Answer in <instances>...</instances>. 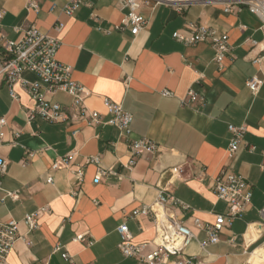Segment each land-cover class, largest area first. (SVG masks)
<instances>
[{"label": "crops", "instance_id": "1", "mask_svg": "<svg viewBox=\"0 0 264 264\" xmlns=\"http://www.w3.org/2000/svg\"><path fill=\"white\" fill-rule=\"evenodd\" d=\"M36 1L38 11L28 8V0H0V43L20 39L30 27L60 41L57 60L72 69V79L86 92L85 105L105 115L107 100L122 104L134 117L132 138L151 140L160 151L128 168V144L116 128L47 122L38 115L29 121L36 101L28 90L40 79L25 72L13 99L0 77V119L7 121L0 128V157L8 162L0 186V221H17L19 235L31 243L19 239L9 264H71L63 253L75 264H142L120 253L118 228L126 224L135 243L152 241L153 222L133 213L154 203L160 189L192 209L184 220L197 238L185 251L193 264H252L250 254L264 247V234L251 244L244 240L264 209V67L251 63L259 50L246 40L262 41L259 19L247 9L225 14L222 5L206 0L182 14L172 5L155 6L154 0H147L149 5L141 10L146 27L132 36L127 28L117 29L125 19L119 0H82L85 5L72 15L64 12L68 0ZM195 24L214 29L217 37H229L231 50L223 72L208 43L187 47L173 38L175 32L189 35ZM253 77L263 81L257 95L246 86ZM163 90L174 97H163ZM189 90L204 95L205 104L182 106ZM39 91L51 104L71 109L69 94L50 93L43 84ZM230 125L247 129L233 157L228 154ZM75 130L79 132L74 136ZM69 156V168L52 170L53 163ZM95 156L101 157L100 164H88ZM100 167L112 169L121 179L97 180ZM223 170L242 175L253 197L247 211L223 228L220 242L204 251L198 241L206 234L188 219L213 223L216 216L229 213L230 205L213 192ZM77 171L84 173L82 182L75 178ZM15 192L16 200L10 196ZM44 208L49 212L28 232L25 217ZM81 235L91 245L76 242ZM56 246L61 252L54 253Z\"/></svg>", "mask_w": 264, "mask_h": 264}, {"label": "built area", "instance_id": "2", "mask_svg": "<svg viewBox=\"0 0 264 264\" xmlns=\"http://www.w3.org/2000/svg\"><path fill=\"white\" fill-rule=\"evenodd\" d=\"M96 1V0H92ZM155 6L159 4L172 5L179 14L197 3L204 0H154ZM212 4L223 6L225 14L239 15L244 9L249 10L256 16L261 23L263 33L262 41L247 39L246 42L259 52L251 60V63L257 67H264V0H206ZM85 3L82 0H68L64 7L67 15H72L78 11ZM92 3L88 6L92 7ZM149 5L147 0H119L118 8L125 12V19L117 29L127 28L132 36H137L146 27L147 20L141 13L143 6ZM28 8L34 11L39 10L36 0H28ZM173 38L187 47L208 43L214 51V62L219 72L226 69V60L230 52L229 37L227 35L217 37L216 31L201 24L192 26V32L184 35L175 32ZM61 48L60 41L40 33L35 27H30L22 34L21 38L15 41L2 40L0 43V77L6 81L10 88V94L13 99L17 98L14 87L21 82L22 75L25 72L35 74L40 83L30 85L29 94L36 101V108L28 112L29 121L40 116L47 122H66L77 121L91 127L107 125L116 128L128 144V168H133L138 159H150L160 151L158 145L148 139H133L132 123L134 117L127 112L123 105L110 100L106 101V114L103 115L97 111L90 110L85 105L86 92L72 79V69L57 60V54ZM203 78V76H202ZM41 84L45 85L50 93L62 91L72 97L71 109L67 110L59 104H51L39 91ZM263 81L257 77L249 79L246 86L253 95H257L262 87ZM163 97H174L173 92L163 90ZM204 95L189 90L185 98L181 99L182 106L204 105ZM108 116V120H104ZM7 126L6 119H0V128L3 130ZM232 139L229 145L228 154L230 157L239 150L244 143V137L247 129L245 126H229ZM75 130L73 135L78 134ZM16 137L18 134L15 135ZM4 132H1V138ZM17 146V142H12ZM253 150V148H252ZM101 157H90L88 164H100ZM71 156L52 164V170H58L61 167L69 168ZM8 162L0 157V186L3 177L6 175ZM78 182L83 181V171L74 173ZM108 176H115L121 179L112 169H98L97 180ZM52 177L47 178V183L52 184ZM213 192L220 201L230 205V211L227 215H218L213 223H205L199 218L190 216V221L198 230L205 232L206 239L198 241L202 250L216 245L220 242V233L223 228L230 226L231 223L242 216L251 205L252 191L250 185L242 175L223 170L214 180ZM78 195V193H75ZM11 198L16 200L18 192L11 193ZM49 212L47 208L41 209L35 214L27 215L23 221L28 232L38 228V219L44 213ZM192 209L189 205L178 199L174 194L166 189H160L157 200L149 205H144L134 211L133 216H145L150 219L155 227V238L150 242L135 243L126 224L118 228L121 242L118 244L120 253L129 259H134L142 264H193L194 259L185 255L186 249L195 241L196 235L187 226L184 216L191 214ZM261 221L250 224L244 240L251 244L264 234V209L260 210ZM18 222L15 220L0 221V264H9L8 256L13 250L15 243L23 239L29 246L31 243L19 235ZM250 236L249 238L247 236ZM86 245H91L86 235H81L75 239ZM233 242V241H232ZM264 248V247H263ZM62 247L56 246L54 253L61 252ZM257 250L250 254L253 257ZM62 258L71 264H75L68 253H63ZM263 259V257H262ZM251 261H249L250 263ZM262 264L264 262L262 261Z\"/></svg>", "mask_w": 264, "mask_h": 264}, {"label": "bare ground", "instance_id": "3", "mask_svg": "<svg viewBox=\"0 0 264 264\" xmlns=\"http://www.w3.org/2000/svg\"><path fill=\"white\" fill-rule=\"evenodd\" d=\"M262 261L264 262V248H260L255 252V254L253 255L251 259V263L252 264H262Z\"/></svg>", "mask_w": 264, "mask_h": 264}]
</instances>
